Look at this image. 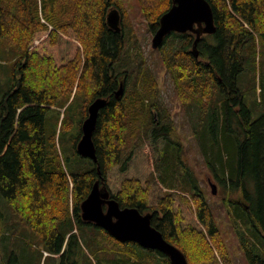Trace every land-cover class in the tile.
<instances>
[{"label":"trees","instance_id":"trees-1","mask_svg":"<svg viewBox=\"0 0 264 264\" xmlns=\"http://www.w3.org/2000/svg\"><path fill=\"white\" fill-rule=\"evenodd\" d=\"M121 1L0 0V38L17 49L16 82L1 103L0 193L43 237L56 264H78L72 245L79 240L66 243L59 227H86L101 251L137 246L129 258L143 262L138 242L121 241L82 218V202L99 176L122 207L152 212L153 225L190 264H226L229 243L205 190L198 180L185 183L186 189L174 183V175L182 176L189 166L160 80L150 66L143 67L136 36L127 46L125 30L107 23L113 6L127 15ZM208 1L216 31L202 35L198 58L191 31L169 33L158 49L180 102L186 110H198L194 136L214 178L228 191L223 203L230 204L235 236L250 264H264V111L254 119L246 102L253 82L264 109V70L245 88L239 82L244 71L253 65L247 71L253 73L264 59V0ZM139 2L153 32L173 4ZM121 82L126 91L117 98ZM99 97L109 101L93 135L98 164L80 154L70 161L61 155L56 136L46 134L47 113L59 106L61 131L68 130L73 122L66 113L80 100L77 149L88 107ZM145 250L172 264L164 252Z\"/></svg>","mask_w":264,"mask_h":264},{"label":"rangeland","instance_id":"rangeland-1","mask_svg":"<svg viewBox=\"0 0 264 264\" xmlns=\"http://www.w3.org/2000/svg\"><path fill=\"white\" fill-rule=\"evenodd\" d=\"M121 6L126 10L127 15L123 17L122 26L126 32L128 40L127 46L133 44L130 38L135 35L137 46L143 52L145 62L143 67L150 66V69L157 74L160 80L163 98L167 106L171 109L172 117L177 131L175 139L183 142V158L189 166L185 174L180 176L178 172L174 178V183L181 189H186L185 183L192 184L198 180L200 187L205 190L206 196L212 204L213 211L220 230L228 240L230 248L231 261L226 264H250L245 252L241 246L240 240L235 236V230L231 225L230 217L227 213V207L230 204L223 203V197L228 195V191L218 183L214 178L211 168L207 165L205 157L199 148L197 139L194 136V129L198 123V110H186L180 102L174 82L170 73L163 63V51L154 49L152 39L154 32L151 31L148 22L143 15L139 0H122ZM115 7V6H113ZM124 15V14H123ZM17 57V49L6 38H0V120L2 114L1 103L5 94L13 88L16 79L13 75L14 61ZM262 64L251 73L244 71L240 78L241 88L251 80L262 76L264 67ZM118 65V64H117ZM116 65V67H117ZM250 92L246 96V102L253 112V118L257 119L264 111L262 104H258V95L256 86L250 84ZM126 91V87H125ZM80 102V100H77ZM73 101L68 109L66 116L73 122L68 129L61 131L64 113L59 111V106L54 107L47 113L46 134L49 139L56 136L57 147L61 155L70 161L78 159L79 153L75 148L76 138L80 129L78 102ZM229 156V154H227ZM182 158V159H183ZM217 184V193L214 194L211 188L210 180ZM231 195V192L229 193ZM235 197H240L239 193H232ZM66 236V243L78 239L79 242L72 245L74 248L73 259L78 264H163L161 256L148 254L141 245L143 262L135 260L131 256V250H136L137 246L129 249L116 251L97 250L92 239L88 235L86 227H59ZM144 248V249H143ZM0 264H56V256L46 247L43 237L30 226L18 213H16L5 197L0 193ZM224 264V263H223Z\"/></svg>","mask_w":264,"mask_h":264},{"label":"water","instance_id":"water-1","mask_svg":"<svg viewBox=\"0 0 264 264\" xmlns=\"http://www.w3.org/2000/svg\"><path fill=\"white\" fill-rule=\"evenodd\" d=\"M123 12L115 6L111 7L107 15L108 25L122 32ZM173 31L196 34L192 51L199 57L198 42L203 34L216 31L214 12L208 0H173V4L160 18V26L154 32L152 46L157 49L162 46L167 35ZM125 94L124 83L116 91L117 98ZM109 99L99 97L88 107L89 115L82 125V137L77 145L78 153L84 157L98 161L97 149L93 139L98 117ZM101 173L100 166H98ZM101 175V174H100ZM97 179L88 197L82 202V218L105 228L110 234L121 241H135L144 248L156 249L170 257L172 264H190L186 254L175 244L170 242L152 223V212H142L137 207H122L118 200L111 197L107 186ZM214 194L217 184L210 180Z\"/></svg>","mask_w":264,"mask_h":264},{"label":"bare ground","instance_id":"bare-ground-1","mask_svg":"<svg viewBox=\"0 0 264 264\" xmlns=\"http://www.w3.org/2000/svg\"><path fill=\"white\" fill-rule=\"evenodd\" d=\"M83 122H84V121H83ZM81 137H82V136H81ZM81 137H80V139H81ZM80 139H79V141H80ZM79 141H78V142H79ZM77 145H78V144H77ZM97 164H98V163H97ZM98 175H99V174H98ZM101 179H102V178H101ZM103 179H104V178H103ZM121 246H122V245H121Z\"/></svg>","mask_w":264,"mask_h":264}]
</instances>
